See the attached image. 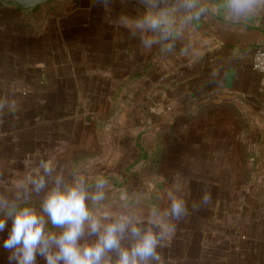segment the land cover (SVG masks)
Instances as JSON below:
<instances>
[{"label": "crops", "instance_id": "0c3cea01", "mask_svg": "<svg viewBox=\"0 0 264 264\" xmlns=\"http://www.w3.org/2000/svg\"><path fill=\"white\" fill-rule=\"evenodd\" d=\"M160 9L173 21L166 39L137 23ZM258 48H264V4L240 17L224 0H196L192 9L178 0H52L29 13L0 8V198L8 202L0 208L7 221L0 264H17L3 247L17 177L30 178L66 128L88 124L93 131L99 124L123 136L137 128L139 157L160 160L165 137L158 132L149 149L146 136L160 123L181 133L220 95L241 100L264 127V74L253 68ZM167 219L174 225L176 218ZM208 236L174 226L157 247L161 261L149 264H209L223 249ZM133 242L125 234L121 246ZM105 259L116 264L118 254Z\"/></svg>", "mask_w": 264, "mask_h": 264}, {"label": "rangeland", "instance_id": "374dc122", "mask_svg": "<svg viewBox=\"0 0 264 264\" xmlns=\"http://www.w3.org/2000/svg\"><path fill=\"white\" fill-rule=\"evenodd\" d=\"M86 125L66 128L62 143L49 147L50 175L38 165L30 178L17 177L15 211L35 210L44 218L45 232L59 235L63 229L53 225L42 209L56 178H61L63 189L82 177L89 196L103 180L104 199L87 200L102 225L127 217L142 230L157 231L149 222L151 213L156 210L171 225L167 218L173 217L171 204L178 198L188 211L174 220V226L208 233L207 242L223 249L212 252L216 257L209 264H264V127L241 100L214 97L179 134L160 123V129L144 140L152 149L158 132L165 137L160 160L153 154L149 159L139 157L137 128L123 131V136L99 124L93 131ZM148 131L151 128L143 132ZM39 176L45 177L46 186L37 192L31 179ZM205 193L211 195L207 204ZM89 238L98 239L86 226L78 243L85 246ZM35 264H46L39 253Z\"/></svg>", "mask_w": 264, "mask_h": 264}, {"label": "clouds", "instance_id": "9594fccd", "mask_svg": "<svg viewBox=\"0 0 264 264\" xmlns=\"http://www.w3.org/2000/svg\"><path fill=\"white\" fill-rule=\"evenodd\" d=\"M178 3L184 9L196 6V0H178ZM224 3L230 15L240 17L253 10L257 4H264V0H224ZM187 19H192V16L189 15ZM137 23L138 26L160 33L166 39L171 34L170 26L173 21L169 19L167 9H160L147 14ZM154 42L148 41L149 44ZM40 166L45 174L50 175L53 172L50 161H41ZM31 183L37 192L46 186L44 176L31 179ZM61 183V178L57 177L56 187L47 194L42 209L51 223L63 231L59 235L46 233L44 218L29 207L15 211L14 215L10 211L8 215L12 217V226L3 244L11 252L10 261L15 260L17 264H35L39 253L46 264H109L105 256L111 251L118 254L116 264H149L151 260L161 261L157 247L165 235L174 230V225L168 224L156 210L151 213L149 222L156 225L159 232L152 228L142 230L138 223H133L127 217H120L113 223L102 225L100 219L90 210L87 200L99 202L104 199L102 189L105 181H97L98 191L91 196L86 191L82 177L63 189ZM210 200V193H205L203 202L207 204ZM6 206L8 202L0 198V208ZM187 211L183 200L173 199L171 216L180 219L187 215ZM6 223V219L0 218V231L4 230ZM86 226L98 239L95 243L80 246L78 242L84 235ZM129 232L134 242L131 247H122L121 241Z\"/></svg>", "mask_w": 264, "mask_h": 264}, {"label": "water", "instance_id": "95a60500", "mask_svg": "<svg viewBox=\"0 0 264 264\" xmlns=\"http://www.w3.org/2000/svg\"><path fill=\"white\" fill-rule=\"evenodd\" d=\"M49 1L52 0H0V4L29 13Z\"/></svg>", "mask_w": 264, "mask_h": 264}, {"label": "built area", "instance_id": "2783aa9c", "mask_svg": "<svg viewBox=\"0 0 264 264\" xmlns=\"http://www.w3.org/2000/svg\"><path fill=\"white\" fill-rule=\"evenodd\" d=\"M253 68L264 74V48H258L254 54Z\"/></svg>", "mask_w": 264, "mask_h": 264}, {"label": "trees", "instance_id": "16d2710c", "mask_svg": "<svg viewBox=\"0 0 264 264\" xmlns=\"http://www.w3.org/2000/svg\"><path fill=\"white\" fill-rule=\"evenodd\" d=\"M0 8H3L2 4H0ZM138 146H141L140 143H138ZM144 158H148V155L145 154V157ZM11 210H13L15 212V209L14 208H12Z\"/></svg>", "mask_w": 264, "mask_h": 264}]
</instances>
